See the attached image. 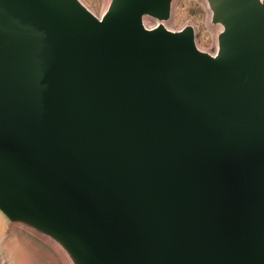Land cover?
<instances>
[{
    "label": "water",
    "instance_id": "95a60500",
    "mask_svg": "<svg viewBox=\"0 0 264 264\" xmlns=\"http://www.w3.org/2000/svg\"><path fill=\"white\" fill-rule=\"evenodd\" d=\"M205 1L213 54L173 0H0V216L60 264H264V0Z\"/></svg>",
    "mask_w": 264,
    "mask_h": 264
},
{
    "label": "rangeland",
    "instance_id": "374dc122",
    "mask_svg": "<svg viewBox=\"0 0 264 264\" xmlns=\"http://www.w3.org/2000/svg\"><path fill=\"white\" fill-rule=\"evenodd\" d=\"M109 1L81 0L99 17ZM145 20L148 24H154L152 19L146 18ZM186 25H191L195 29L196 43L200 49L215 53L217 35L221 30V25L211 22V12L205 0H173L171 17L166 22V26L178 30ZM34 238H27L26 230L21 226L8 223L0 216V264H33L25 254L29 253V244L37 243ZM32 260L34 261L33 258Z\"/></svg>",
    "mask_w": 264,
    "mask_h": 264
},
{
    "label": "crops",
    "instance_id": "0c3cea01",
    "mask_svg": "<svg viewBox=\"0 0 264 264\" xmlns=\"http://www.w3.org/2000/svg\"><path fill=\"white\" fill-rule=\"evenodd\" d=\"M23 237L24 235H22V238ZM27 238H30V237L27 236ZM28 249H29V253H26L25 255L28 256V259L33 264H35V262L37 264H60L58 259H56L55 255H53L45 247L41 246L40 242H38L37 245L33 243L29 244ZM32 258L34 259V261L32 260Z\"/></svg>",
    "mask_w": 264,
    "mask_h": 264
},
{
    "label": "bare ground",
    "instance_id": "6f19581e",
    "mask_svg": "<svg viewBox=\"0 0 264 264\" xmlns=\"http://www.w3.org/2000/svg\"><path fill=\"white\" fill-rule=\"evenodd\" d=\"M106 9H107V7L105 8V10L103 11V13L106 11ZM102 13V14H103ZM152 19L153 21H154V24H148V22L145 20V19ZM144 23H145V26L147 27V28H153V27H155L156 26V24H157V21L155 20V19H153V18H150V17H145L144 18Z\"/></svg>",
    "mask_w": 264,
    "mask_h": 264
}]
</instances>
